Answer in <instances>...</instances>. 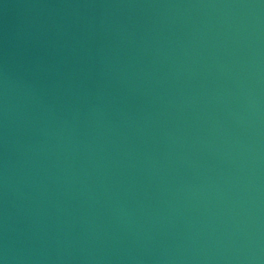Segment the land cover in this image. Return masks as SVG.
<instances>
[{
  "label": "water",
  "instance_id": "water-1",
  "mask_svg": "<svg viewBox=\"0 0 264 264\" xmlns=\"http://www.w3.org/2000/svg\"><path fill=\"white\" fill-rule=\"evenodd\" d=\"M128 264H264V0H142Z\"/></svg>",
  "mask_w": 264,
  "mask_h": 264
}]
</instances>
